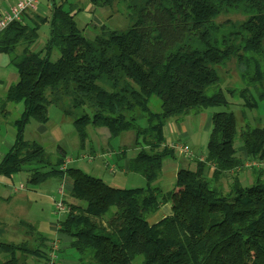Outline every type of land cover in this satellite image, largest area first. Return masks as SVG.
<instances>
[{"label":"trees","instance_id":"obj_1","mask_svg":"<svg viewBox=\"0 0 264 264\" xmlns=\"http://www.w3.org/2000/svg\"><path fill=\"white\" fill-rule=\"evenodd\" d=\"M47 1L49 18L34 14L0 33V54L18 76L0 96V126L8 123L16 132L0 177L27 173L31 186L52 178L71 182L75 204L67 205L57 233L71 240L78 264H133L138 256L140 264H264V168H252L253 182L243 186L237 173L243 161L235 148L238 138L249 161L263 162L264 125L245 123L238 133L232 110L213 113L205 159L194 160L193 170L179 169L171 190L156 185L163 162L175 158L163 145L170 120L231 108L225 92L242 112L264 102V0H122L127 29L101 25L92 39L78 28L68 0ZM88 1L103 8L114 0ZM228 14L244 20L216 22ZM46 23L48 40L36 50ZM233 59L244 87L225 91L215 68ZM152 97L161 101L160 112L150 110ZM19 104L22 114L8 122ZM51 106L72 121L81 151L89 143L88 128L106 130L109 139L132 132L139 152L128 172L145 186L114 188L79 169H63L66 153L60 147L52 160L39 144L25 140L29 123H48ZM166 204L170 214L149 224L147 218ZM25 228L37 244L31 249L0 241L2 264L45 257L48 240Z\"/></svg>","mask_w":264,"mask_h":264},{"label":"crops","instance_id":"obj_2","mask_svg":"<svg viewBox=\"0 0 264 264\" xmlns=\"http://www.w3.org/2000/svg\"><path fill=\"white\" fill-rule=\"evenodd\" d=\"M15 2L16 0H0V17L8 11ZM55 2L57 4L60 3L59 0H56ZM68 4L72 5L73 3L71 0H68ZM48 7H50V5L47 1L45 5L38 4L35 12L42 17L49 18L50 13L48 12ZM69 7L74 11L72 6ZM91 11H93V9ZM91 11H89V13ZM88 19L91 21L92 28L94 29L96 27L99 28L101 25H106L99 21V19L97 22V18L94 14L89 15ZM35 45H37L35 48L36 50H41L43 48L39 41H37ZM2 55L3 54H0V56ZM4 56L6 59L0 57V69L4 70L3 74L0 73V96L18 79L14 68L10 69L8 57L6 55ZM5 70L8 71L5 72ZM18 106L19 105L14 108L16 117H19L24 110L23 105L21 108ZM49 109L50 107L48 108L47 114L48 119L50 120ZM51 114L52 117L60 123H58V129L62 138L71 137V135L74 134L72 121L65 118L56 108L55 110L52 109ZM199 114L202 116L203 123L199 128V131L195 132V134H191L192 132L186 128L185 118L187 117L180 122L172 121L164 126L163 145L170 147L182 143V145H187L189 147L192 156L188 158L179 150H174L175 158L163 162L161 174L156 182V185L162 190L172 189L176 173L179 169L193 170L195 167L194 160L203 161L206 157V145L211 130V117L210 114L204 116L202 115V112H199ZM11 116L8 118V122L12 121ZM32 124L33 123L31 122L26 126L31 128L30 136L32 138L24 139L38 144L40 136L46 134L42 133L45 128L40 125L31 127ZM141 124L142 125L139 124L141 127H145L144 121H142ZM202 128L203 130H201ZM87 133L89 136V143L84 150L81 151L79 149V142L76 139L73 140L74 144L75 142L78 144L79 151L76 158H68L65 150L66 146L58 144V147L66 153L63 169H79L86 175L99 178L105 184L114 188L127 189V187H131L129 189H134L143 188L145 186V181L142 177L128 172V162L134 159L139 152V147L134 145V134L132 132L124 133L114 139H109V135L104 129L88 128ZM91 134L94 136L95 141L91 138ZM15 137L16 132L8 123L0 126V162L14 144ZM54 140L56 141V139ZM237 146V156L239 157V155H241L239 158L244 162L246 156L245 151L241 146V142ZM122 149L125 150L124 153H121ZM118 156H122V158L119 159ZM77 162H81L84 165L78 167L76 166ZM29 178L30 175L27 173H18L7 178L0 177V201H7L8 203V209L4 207V210L0 211V241L4 243L25 244L28 248H32L36 245L33 244L35 236L25 227L33 228L35 233L41 234L48 240V243L46 244L48 250L52 242L57 241L59 243V264H78L77 257L71 253L69 246L71 240L57 233L58 223L62 220L54 221L44 213L47 206L54 207V202L59 199L58 192L61 187L64 188L63 200L67 201L68 199L70 203L75 204V201L69 196L71 182L68 179L52 178L40 185L31 186L28 183ZM57 181L59 182L58 185ZM48 201H50V203ZM10 204L12 205L10 206ZM77 205L81 204L77 203ZM169 214L170 205H163L158 212L151 215L153 217L148 219V223L155 224ZM8 221H12V223L9 225ZM47 249L46 251H48ZM67 254L70 257V260H61L62 256H66ZM32 258H35L36 260L40 257L26 256L20 258V264H32ZM5 260L6 255L0 254V264L4 263ZM43 262L45 264L44 260Z\"/></svg>","mask_w":264,"mask_h":264},{"label":"rangeland","instance_id":"obj_3","mask_svg":"<svg viewBox=\"0 0 264 264\" xmlns=\"http://www.w3.org/2000/svg\"><path fill=\"white\" fill-rule=\"evenodd\" d=\"M46 1L47 0H38V4L45 5ZM62 1L63 0H59L60 3ZM121 1L122 0H114L111 7L98 8L94 5H92L88 0H71V2L73 3L71 6L74 9V12L76 15L75 21L77 23L78 28L82 31L83 36L85 38L92 39L96 34L95 29L92 28L91 21L88 19L89 15H91V14H94V16L97 18V20H96L97 22L99 19V21H101L103 24H106L110 29L121 31V32L125 31L129 25V21L127 18L128 17V11L126 9V6ZM73 5L75 6V8ZM92 9H93V11H91ZM89 11H91V12L89 13ZM48 12L50 13V7H48ZM34 14L40 16L36 12H33V13L29 12V13L25 14L24 19H22L21 21H23V20H24V22L28 21L27 19H30L29 17H31V16L34 17ZM243 20H244V17L242 15L228 14V15L220 16L216 22L217 23H224L226 21L241 22ZM48 37H49V24L46 23V24L42 25L38 31V41H39L40 45L43 46V44L47 41ZM36 47H37V45H35V48ZM0 57L6 59V57L4 55H2ZM10 69H13V67L10 66ZM215 69H216L218 75L221 77V81H222L221 87L223 90L226 91L227 89H233V88L241 89L244 87V84H243V82L239 76V72H238V69L236 67V62L234 59L232 61L226 63L224 66L217 67ZM6 71H8V70H5V72ZM0 73L3 74L4 70L0 69ZM262 85L264 88V83ZM225 97H226V100L228 102L232 103L231 108H230V106H228L226 108L220 107V108L206 109V110L202 111V115L204 116V115L210 114V117H211L212 114L215 112H228V111L232 110L237 117V122H238L237 132L238 133H239V130H241L242 128L245 127V123H249L252 127H261L264 125V102H258L257 108L254 110H248L247 109L244 112H242L240 105L233 104V100L231 99V97L226 92H225ZM160 106H161V101L157 97L150 98L149 108L152 112H154V113L160 112ZM14 107L15 106H13V109H12L13 110L12 116H11L12 120L14 118H17L16 114L14 112L15 111ZM18 107L21 108L22 105L19 104ZM52 109L55 110V107L51 106L49 109L50 120H49L48 124L43 126V125L36 124V123L32 122L33 126L31 125V127H35L36 125H40V126L45 128V130H43L42 133H46V134H44V136H40V139H38V142H39L38 144L42 148H44V150L46 151V153L50 156V158L52 160H54L56 158V150H57L58 144L66 146L65 150L67 152L68 158H76V155H77L79 150H78V144L76 142L74 144L73 140L76 139L78 141V139L75 136V134L71 135V137L69 136L66 138H62V136L60 135L59 129H58V126L60 123L52 117V114H51ZM172 121H174V120H170L169 122H172ZM141 122L139 123L140 125H142ZM185 123H186V128L189 129L190 132H192L191 134H195V132H198L199 128L202 126V123H203L202 122V116L199 113L198 114L197 113L196 114H190L189 116H187V118H185ZM90 129H92V128H90ZM201 130H203V128ZM87 131H88V129H87ZM30 133H31V128L26 127V130L24 133V138L25 139L32 138L30 136ZM52 137L54 139H56V141ZM91 138L93 139V141H95V138L92 134H91ZM102 142H104V141H102ZM238 144H240V142L238 141V138H237L235 141V148L238 147L237 146ZM180 145H182V143ZM240 156L241 155H239V157ZM83 165L84 164H82L81 162H77V164H76V166H78V167H81ZM251 169L252 168L250 166V162L246 158V160L243 162V167L241 169L237 170L240 182L243 186H249L253 182L254 177H253V174L251 172ZM228 183H230L229 179H226L223 182L225 192L228 190V187H227ZM58 184H59V182L57 181V185ZM129 188H131V187H127V189H129ZM48 202L50 203V201H48ZM63 202L65 203V201H63ZM69 203L70 202L67 199L66 206L69 205ZM7 205H8L7 201H0V211L4 210V207L6 209H8ZM11 205L12 204H10V206ZM44 213H46L47 217L53 219L54 221L63 220L65 218V215H66L65 213H57L54 207H49V206H47V209H45ZM151 217H153V216L150 215L149 218H147V221ZM8 222H9L8 223L9 225L12 223V221H8ZM33 244H37L36 240H34ZM49 253H50V250L46 251L44 258L41 257V258H38L36 260H35V258H32V261H33L32 264H44L43 260L45 261L48 259ZM71 253L76 256V253L73 250H71ZM57 257H58V262H59V251L57 252ZM62 259H64L65 261H68V260H70V257L67 254L66 256H62L61 260ZM141 262H142V257L138 256L134 260L133 264H140Z\"/></svg>","mask_w":264,"mask_h":264},{"label":"built area","instance_id":"obj_4","mask_svg":"<svg viewBox=\"0 0 264 264\" xmlns=\"http://www.w3.org/2000/svg\"><path fill=\"white\" fill-rule=\"evenodd\" d=\"M38 6V0H16L15 4L11 6L8 11H6L0 17V33L11 23L21 22L22 17L27 12H35ZM173 150H179L186 157H191L192 153L187 145H173L170 146ZM251 168H264V161H249ZM248 166V165H247ZM59 199L54 202V208L57 213H67L68 208L63 202L64 188L61 187L59 192ZM59 251V243L54 241L50 245V253L48 255L46 264H59L57 252Z\"/></svg>","mask_w":264,"mask_h":264}]
</instances>
